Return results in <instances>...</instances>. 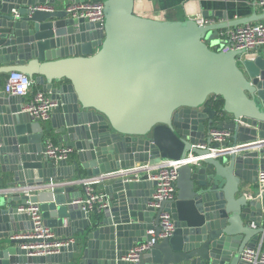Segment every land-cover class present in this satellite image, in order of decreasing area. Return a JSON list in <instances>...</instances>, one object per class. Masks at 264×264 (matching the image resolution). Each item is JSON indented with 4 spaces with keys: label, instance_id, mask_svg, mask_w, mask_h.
I'll list each match as a JSON object with an SVG mask.
<instances>
[{
    "label": "water",
    "instance_id": "obj_1",
    "mask_svg": "<svg viewBox=\"0 0 264 264\" xmlns=\"http://www.w3.org/2000/svg\"><path fill=\"white\" fill-rule=\"evenodd\" d=\"M102 3L104 21L90 22L60 8L65 0H0V73L23 72L58 102L48 124L0 92V264H131L124 257L151 229L141 264H251L245 249L264 253V54L220 32L264 12L199 24L139 16L135 0ZM213 128L232 135L214 142ZM46 137L73 147L71 158H48ZM189 154L199 162L178 169L176 198L151 206L156 182L134 168ZM101 178L107 208L72 204L79 180ZM29 202L74 243L28 255V240L12 236L33 228L19 211ZM163 210L176 229L161 238Z\"/></svg>",
    "mask_w": 264,
    "mask_h": 264
},
{
    "label": "built area",
    "instance_id": "obj_2",
    "mask_svg": "<svg viewBox=\"0 0 264 264\" xmlns=\"http://www.w3.org/2000/svg\"><path fill=\"white\" fill-rule=\"evenodd\" d=\"M254 8H260L264 12V0H249ZM40 9L49 10L47 6H39ZM66 10L72 17L83 18L90 22H103L104 4L101 0H84L83 2H72ZM16 16H18L17 10H14ZM199 24L211 23V20L204 18L203 16L196 18ZM223 38L230 41L231 45L235 49H246L250 55L251 52L257 51L260 48H264V19L249 23L246 25H240L237 28H227L220 32ZM36 82L33 78L29 77L23 72L12 71L8 73L6 83L3 86V90L9 95H18L26 99L23 111L27 112L34 120L41 121L43 123L48 122L51 119L52 112L58 105V102L52 99L51 95L43 90L32 91ZM216 99V98H214ZM232 135L229 129H216L210 130V136L214 142H224L228 140ZM2 141L0 140V147ZM205 145H203L204 147ZM45 155L48 158L55 161L69 160L74 153V148L67 145H60L56 143L51 137L45 139ZM213 152H216L213 151ZM215 154V153H214ZM198 158L192 154L187 155L184 158L174 159H162L156 164H145L134 168V171L138 169L143 170V177L146 180L155 181V191L152 195L150 205L156 208H160L163 201H172L177 195V180L178 169L184 164H197ZM140 174H136L135 179H140ZM101 179L91 180H79L77 185H81L85 189V196L73 200L72 204L78 205L84 211H101L108 207L109 198L106 193L96 190L95 185L102 183ZM258 187L261 191H264V169L259 171L258 175ZM20 212L28 213L31 221L33 222V228L14 234L12 238H24L27 239V243L23 244V248L27 250L28 255H47L58 253L61 248L74 243L73 237H61L58 236L55 231L47 226L44 221V217L38 203L29 202L28 204L19 207ZM160 226L161 231L159 236L169 237L174 233L176 226L172 218V214L163 210L160 213ZM152 238L146 242L137 243L124 257L125 260L131 264H141L140 259L143 252L149 250L156 242L155 230L149 231ZM242 258L250 261L251 264L264 263V253L257 248H247L242 253Z\"/></svg>",
    "mask_w": 264,
    "mask_h": 264
},
{
    "label": "crops",
    "instance_id": "obj_3",
    "mask_svg": "<svg viewBox=\"0 0 264 264\" xmlns=\"http://www.w3.org/2000/svg\"><path fill=\"white\" fill-rule=\"evenodd\" d=\"M70 3H72L70 0H65L63 7L59 6L60 8H66ZM255 9L259 13L263 12L260 8H254L249 0H135L134 12L139 16L161 20H184L187 17L199 18L207 10L210 13L208 19L211 22H222L225 17L222 12L223 14L226 13L228 19H234L250 15ZM258 54H264V48H260L258 52H251L252 57ZM0 66L2 65L0 64ZM7 77L8 73H0L1 90H3ZM36 90L43 89L41 86L35 85L32 91ZM48 124H51V120ZM260 142L264 143V141ZM143 175V173H140V178H144L145 175L144 177ZM95 188L97 191L105 193L103 183L96 184ZM75 191L81 192L82 196H85L83 186L75 185Z\"/></svg>",
    "mask_w": 264,
    "mask_h": 264
},
{
    "label": "trees",
    "instance_id": "obj_4",
    "mask_svg": "<svg viewBox=\"0 0 264 264\" xmlns=\"http://www.w3.org/2000/svg\"><path fill=\"white\" fill-rule=\"evenodd\" d=\"M210 102L216 107H220L223 104V101L220 98L214 99L213 97H211Z\"/></svg>",
    "mask_w": 264,
    "mask_h": 264
}]
</instances>
